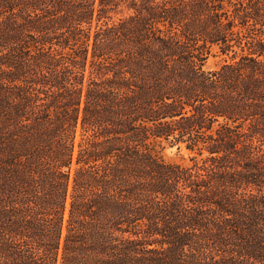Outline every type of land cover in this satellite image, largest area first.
<instances>
[{
    "label": "trees",
    "instance_id": "obj_1",
    "mask_svg": "<svg viewBox=\"0 0 264 264\" xmlns=\"http://www.w3.org/2000/svg\"><path fill=\"white\" fill-rule=\"evenodd\" d=\"M0 264H264V0H0Z\"/></svg>",
    "mask_w": 264,
    "mask_h": 264
},
{
    "label": "rangeland",
    "instance_id": "obj_2",
    "mask_svg": "<svg viewBox=\"0 0 264 264\" xmlns=\"http://www.w3.org/2000/svg\"><path fill=\"white\" fill-rule=\"evenodd\" d=\"M222 63V57L220 56H212L209 58L206 67L207 68H215L216 66L220 65ZM164 156L167 160L172 162H178V163H189L190 159V153L183 149L182 151H178L176 147L173 148H167L164 152Z\"/></svg>",
    "mask_w": 264,
    "mask_h": 264
}]
</instances>
